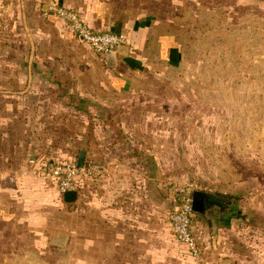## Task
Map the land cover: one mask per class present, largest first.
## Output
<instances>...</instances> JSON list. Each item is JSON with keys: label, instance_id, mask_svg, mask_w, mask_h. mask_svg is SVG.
I'll return each instance as SVG.
<instances>
[{"label": "crops", "instance_id": "0c3cea01", "mask_svg": "<svg viewBox=\"0 0 264 264\" xmlns=\"http://www.w3.org/2000/svg\"><path fill=\"white\" fill-rule=\"evenodd\" d=\"M49 1L75 9L95 30L123 33L126 53L107 66L104 53L72 39L61 19L45 13ZM21 3L31 33L41 38L30 48L45 54L32 58L28 69L40 61L58 70L25 72L18 67L25 59L10 69L9 58L0 57V264H198L178 248L165 219L175 202L164 190V136L170 127L164 120V67L180 63L188 26L215 16L218 5L230 13L249 4L264 7V0ZM74 48L90 58L73 57ZM77 64L83 69L71 74ZM73 76L80 82L75 89ZM80 150L84 163L102 169L82 173L76 200L65 203L36 167L42 157L76 158ZM30 159L38 160L30 165ZM247 194L239 201V240L232 233L240 216L231 203L195 212L193 231L209 263L238 264L240 252H250ZM58 211L63 224H57ZM53 233L66 236L63 246L51 243ZM261 236L256 252H264Z\"/></svg>", "mask_w": 264, "mask_h": 264}, {"label": "rangeland", "instance_id": "374dc122", "mask_svg": "<svg viewBox=\"0 0 264 264\" xmlns=\"http://www.w3.org/2000/svg\"><path fill=\"white\" fill-rule=\"evenodd\" d=\"M223 8L218 5L215 16L190 24L180 63L172 70L164 67V113L168 116L164 120L170 123L164 136V190L175 202L173 183L192 181L198 192L229 198L240 216L233 236L240 234L239 201L248 193L250 252H240L238 264H264V252H256L264 235V7L249 4L247 10L230 13ZM24 9L21 0H0V57L9 58L10 69L17 66V59H25L18 66L25 72H55L58 69L40 61L28 69L32 58L45 54L30 48L41 38L31 33L28 15L22 17L20 12ZM71 54L90 58L81 49L74 48ZM83 66L74 65L69 72L79 75ZM69 80L74 89L79 87L75 76ZM48 83L58 89L55 81ZM47 159L42 157L36 168L53 185L42 172ZM63 223L64 215L58 211L57 224ZM240 246L237 241L236 247Z\"/></svg>", "mask_w": 264, "mask_h": 264}, {"label": "built area", "instance_id": "2783aa9c", "mask_svg": "<svg viewBox=\"0 0 264 264\" xmlns=\"http://www.w3.org/2000/svg\"><path fill=\"white\" fill-rule=\"evenodd\" d=\"M46 14H53L65 24L69 34L86 44L96 53H104L106 50L126 44V36L120 32L110 30H95L90 27L75 9L63 6L54 1L46 2ZM32 164L33 160L30 159ZM101 167L92 161L84 163L83 168H78L76 159L67 160L47 159L43 164L42 172L50 176L53 184L60 194L66 191H79L81 174H93L101 172ZM197 190V184L192 181L185 183H173L175 194V207L166 213L165 219L178 244L187 255L198 264H211L207 260L206 252L198 236L192 227L195 211L192 207V197ZM217 264V263H213Z\"/></svg>", "mask_w": 264, "mask_h": 264}, {"label": "water", "instance_id": "95a60500", "mask_svg": "<svg viewBox=\"0 0 264 264\" xmlns=\"http://www.w3.org/2000/svg\"><path fill=\"white\" fill-rule=\"evenodd\" d=\"M47 6H43V10L46 11ZM127 46L120 45L115 49L106 50L104 52L106 65L107 66H114L116 64V57L117 54H125L127 51ZM84 150H80L76 154V165L78 168H83L84 166ZM77 192L76 191H66L62 194V199L65 203H73L76 200ZM225 199V200H224ZM229 201H227V200ZM231 203L229 198H223L222 196H215L211 194H207L204 192H194L192 197V207L195 212H200L207 214L208 211L212 210L213 208H222L228 206ZM211 218V217H209ZM214 222V221H213ZM214 230V224H213ZM66 236L59 233H53L51 238V243L59 246H63L65 244ZM213 240L215 238L213 237ZM220 264H224V260H220Z\"/></svg>", "mask_w": 264, "mask_h": 264}, {"label": "trees", "instance_id": "16d2710c", "mask_svg": "<svg viewBox=\"0 0 264 264\" xmlns=\"http://www.w3.org/2000/svg\"><path fill=\"white\" fill-rule=\"evenodd\" d=\"M60 195H62V194H60Z\"/></svg>", "mask_w": 264, "mask_h": 264}]
</instances>
